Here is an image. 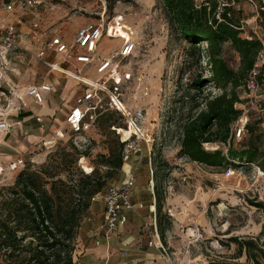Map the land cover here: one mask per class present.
I'll list each match as a JSON object with an SVG mask.
<instances>
[{"label":"rangeland","instance_id":"obj_1","mask_svg":"<svg viewBox=\"0 0 264 264\" xmlns=\"http://www.w3.org/2000/svg\"><path fill=\"white\" fill-rule=\"evenodd\" d=\"M262 2L264 0H241L233 4L246 32L243 37L248 36L258 14L257 23L264 27ZM222 9L220 4L219 10ZM21 20L24 28L36 25L49 34L62 35L68 42L85 25L103 21L105 36L98 54L106 59L120 50L130 34L129 28L138 48L129 59L116 57L106 75L97 74L99 63L96 62L81 74L77 69L70 70L71 77L51 71L44 61L31 53L9 55L7 59L0 55V122L14 125L0 130V189L13 186L24 169L39 170L50 155L69 152L68 148L64 149L74 145L75 135L66 123V116L69 105L76 104L84 90L74 76H86L99 83L106 80L108 87L120 89L119 100L128 111L133 115L143 111L142 128L150 143L138 142L140 152L131 153L121 172L115 174L101 194L110 186L122 185L124 170L130 166L136 178L133 203L143 205V208L137 206L138 210L132 214L136 220L146 218L140 229L150 231L154 222L159 223L153 193L154 175L161 166L153 162L162 157L170 171L162 187V223L167 229L166 244L162 242L171 257L169 264H253L244 254L238 257V248L230 240H253L264 248V173L260 170L263 173L260 175L253 166L203 165L181 155L184 124L196 105L203 109L204 97L220 91L210 84L199 90L192 88L198 76L208 77L205 68H209V63L202 60L197 64V57L187 59L189 46L173 30L164 3L161 0H48ZM223 57L232 69L239 68V55L230 46H224ZM49 60L61 61L53 55ZM44 82L54 85L56 92L48 97L47 105H36L26 95V90ZM145 87L149 88V96L142 92ZM240 91L243 96L244 89ZM101 98L104 107L108 100L111 101L106 94H101ZM49 106H54L52 112H46ZM115 118L122 125L126 123L118 115ZM256 129L254 127L253 135L249 130L243 143H232L233 148L242 151L254 143L264 152V135ZM90 136V145L80 150L86 153L83 163L78 162V171L63 172L64 179L74 174V179L78 180L80 172L86 174L82 166L94 169L98 166V155L108 153L109 137L101 127L94 128ZM217 146L213 144L209 151L221 148L225 154L228 152V146ZM20 159L23 160L21 167L17 164ZM55 160L60 162L58 157ZM152 205H155L153 210ZM92 206L81 225L85 226L88 218L95 225L105 222L103 202L92 203ZM0 264L9 263L0 255Z\"/></svg>","mask_w":264,"mask_h":264},{"label":"trees","instance_id":"obj_2","mask_svg":"<svg viewBox=\"0 0 264 264\" xmlns=\"http://www.w3.org/2000/svg\"><path fill=\"white\" fill-rule=\"evenodd\" d=\"M161 1L173 30L189 46L187 59L197 57V64L202 60L209 63V68H205L208 77L203 79L198 76L192 88L199 90L210 84L220 91L219 94L204 97L203 109L196 105L184 124L181 155L216 167L255 164L264 173V152L254 143L242 151L235 150L231 145L227 155L221 148L215 151L204 148L206 143L228 144L231 127L241 115V111L236 109V104L241 102L240 89L245 90L248 74L261 49V43L251 35L243 37L246 32L233 7L241 0H222V3L220 0L200 3L196 0ZM220 4L223 5L222 10H219ZM261 8H264L263 2ZM226 45L239 55L240 66L237 70L232 69L223 57ZM101 111L97 112L100 116L96 119L95 128L101 127L109 137L106 143L108 153L98 155V166L91 174L80 172L78 180L74 179V174L68 180L63 178V172L71 174L86 155L74 144L64 149L68 148L69 152L50 155L46 165L39 170L24 169L13 186L0 189V255L9 264H77L74 256L79 229L92 201L124 166L125 144L120 142L121 138L116 132L124 128V136H129L120 112L109 108L104 109L106 113ZM115 115L125 124L119 123ZM249 130L252 135L255 134L253 126ZM57 157L60 162L55 160ZM53 163H57V166ZM153 163L161 166L154 175V193L158 230L165 244L167 229L162 223V187L170 171L162 157ZM230 242L236 244L238 257L244 254L253 264H264V248L257 241L234 238Z\"/></svg>","mask_w":264,"mask_h":264},{"label":"built area","instance_id":"obj_3","mask_svg":"<svg viewBox=\"0 0 264 264\" xmlns=\"http://www.w3.org/2000/svg\"><path fill=\"white\" fill-rule=\"evenodd\" d=\"M47 2L48 0H0V55L3 59H7L9 55L14 56L27 52L34 54L35 57L44 61L51 71L58 72L62 70V65H74L75 67L81 65L82 68L80 69L83 70L90 69L97 62L99 63L97 74L106 75L116 57L129 59L135 55L138 42L129 28L127 31L130 34L124 40L115 56L111 59L99 56V47L105 36V24L103 21L85 25L70 42L66 41L62 35L56 33L49 34L47 31L40 32V28L36 25L25 31L17 25L15 19L37 11L38 8L47 4ZM261 9L264 10V8ZM259 18L260 15L258 14L256 19H254V23H251V28L247 34L261 43V49L258 52L253 69L248 74L241 102L236 104V109L241 111V115L231 127L228 144L224 145L228 146V148L231 147L232 143H243L249 132V127H255L254 125L257 123L264 133V27L257 23ZM261 20L264 23V19ZM241 26L244 29L243 25ZM52 55L58 57L61 60L60 63L49 61ZM75 78L83 84L84 93L66 116V123L71 133L75 135L73 136L74 144L79 150L85 149L90 145L91 138L89 135L95 128L97 112L106 108L120 112L125 119L127 129H130L134 125L140 133H134L125 137L122 129L117 130L121 142L125 144L124 162L130 159L131 153L138 154L140 152L139 141H144L149 145L150 139L145 137L142 128L145 119L143 111L140 110L136 115H133L125 106V111H123L115 101L116 99L119 100L120 96V89L118 87H108L106 80L99 83V81H94L86 76H77ZM52 91L53 86L45 83L28 87L26 95L35 104L41 105ZM142 92L144 96L150 95L149 88L147 87ZM101 94L108 95L111 100L107 101L105 107L102 103ZM121 104L123 103L121 102ZM13 126L6 121L0 122V130H6ZM204 145H206V150L213 149V144L206 143ZM214 145L218 147L217 144ZM83 160H80L81 164ZM17 164L20 167L23 166V160L20 159ZM251 166L260 171L257 165L251 164ZM82 168L86 174H91L93 171L92 168H90V171L83 166ZM135 182V174L128 172L125 174V181L122 185L110 186L107 190V194L105 195L106 213L103 236L108 240L111 239L120 227L127 223L126 213L135 208V204L133 203ZM96 198L97 196L93 201ZM153 229L154 240L151 245L159 248L166 260L170 262L171 257L163 245L157 222H154Z\"/></svg>","mask_w":264,"mask_h":264},{"label":"crops","instance_id":"obj_4","mask_svg":"<svg viewBox=\"0 0 264 264\" xmlns=\"http://www.w3.org/2000/svg\"><path fill=\"white\" fill-rule=\"evenodd\" d=\"M21 19L22 17L19 19H15V22L23 31H25L28 29V27L24 28L22 23L23 21ZM39 30L40 32H46V30L42 28ZM64 66L66 68L62 67V70H64V72H66L67 75L71 74L70 70L73 69L75 70L77 69L78 73H81L82 71L85 70V69L83 70L80 69L82 68L81 65H77L76 67L74 65H64ZM45 83L48 82H44L43 84ZM55 92L56 89L53 85V91L47 95L45 102L41 105H47L48 97H50L51 94ZM83 93L81 94V96L83 95ZM75 105L76 104L69 105L68 107L69 111L67 115L70 113L71 109ZM53 107L54 106L52 107L49 106L48 109H46V112H52ZM37 118L38 121H42V119H39L40 117ZM20 126H22V124ZM254 126L255 128L259 129V132L261 134L264 135L263 130L261 127L258 126V123ZM39 129L41 130L43 129V127L41 126ZM93 140L96 139L93 137ZM88 168L90 169L92 167H88ZM124 172L126 174L128 172H133V171L130 166H127V169H125ZM106 194L107 191L103 195L99 194L97 198L94 201H92V203L103 202V207H104L103 209H105ZM134 195H135V189H134ZM153 195L155 199V193H153ZM154 202H155L154 204L156 205V199ZM155 205L151 206V210L154 209ZM137 206L140 207L142 206L141 208H143L142 204L141 205L136 204L134 210L128 211L126 213L127 223L124 226L120 227L109 240L103 236L104 223L103 224L98 223L95 225L94 222H92V220L88 218L86 225L85 226L81 225L79 229V234L76 244V252L74 256L75 262L77 264H169V262L166 260V258L160 251V249L157 248L155 245H151V243H153L154 240V231H153L154 229H151L150 231L147 232L146 229L144 228L140 229V227L143 226L144 221H146L147 219L146 218H140L139 220L134 219L133 217L134 215L132 213L138 210L139 207Z\"/></svg>","mask_w":264,"mask_h":264},{"label":"bare ground","instance_id":"obj_5","mask_svg":"<svg viewBox=\"0 0 264 264\" xmlns=\"http://www.w3.org/2000/svg\"><path fill=\"white\" fill-rule=\"evenodd\" d=\"M60 73H63V74H66V72H64V71H62V70H60L59 71ZM69 76H72V75H69ZM74 78H75V76H74ZM116 101V103H117V105L123 110V111H125V107H124V105L123 104H121V102L119 101V100H115ZM136 127L134 126V125H132L131 127H130V129H128V133H129V136L131 135V134H134V133H136ZM88 171H90V169L89 168H86ZM1 171V170H0ZM258 173L260 174V175H263V173L261 172V171H258Z\"/></svg>","mask_w":264,"mask_h":264}]
</instances>
